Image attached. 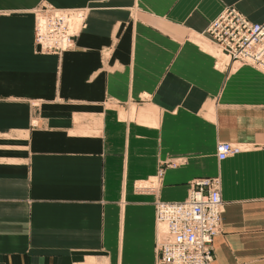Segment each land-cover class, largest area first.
Returning <instances> with one entry per match:
<instances>
[{
  "label": "crops",
  "instance_id": "1",
  "mask_svg": "<svg viewBox=\"0 0 264 264\" xmlns=\"http://www.w3.org/2000/svg\"><path fill=\"white\" fill-rule=\"evenodd\" d=\"M43 6L85 13L61 56L34 46ZM227 8L264 22V0H0V264H158L156 203L197 177L221 181L212 264H264V70L208 36Z\"/></svg>",
  "mask_w": 264,
  "mask_h": 264
},
{
  "label": "built area",
  "instance_id": "2",
  "mask_svg": "<svg viewBox=\"0 0 264 264\" xmlns=\"http://www.w3.org/2000/svg\"><path fill=\"white\" fill-rule=\"evenodd\" d=\"M83 11H61L43 6L34 12V46L40 53L58 56L74 49L85 20ZM207 34L224 56L234 63L264 70V22L253 23L234 8L224 10L209 26ZM241 149L227 142L216 148L218 161L237 155ZM184 160L165 163L177 168ZM218 177H197L189 183L187 198L181 202L156 203L159 226L158 264H212L213 243L221 232L223 201Z\"/></svg>",
  "mask_w": 264,
  "mask_h": 264
},
{
  "label": "rangeland",
  "instance_id": "3",
  "mask_svg": "<svg viewBox=\"0 0 264 264\" xmlns=\"http://www.w3.org/2000/svg\"><path fill=\"white\" fill-rule=\"evenodd\" d=\"M178 160V159H177ZM183 160V159H182Z\"/></svg>",
  "mask_w": 264,
  "mask_h": 264
}]
</instances>
